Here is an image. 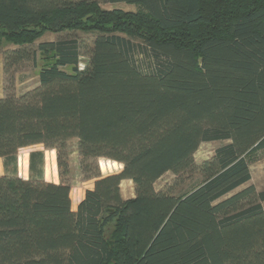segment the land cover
Masks as SVG:
<instances>
[{
    "label": "trees",
    "instance_id": "trees-1",
    "mask_svg": "<svg viewBox=\"0 0 264 264\" xmlns=\"http://www.w3.org/2000/svg\"><path fill=\"white\" fill-rule=\"evenodd\" d=\"M104 1L139 8L0 0V48L15 46L4 52L9 86L24 63L44 62L38 86L0 97V264H264V189L237 190L251 179L247 156L264 152V0ZM78 30L96 34L83 67L78 37L36 43ZM73 137L94 178L76 210ZM215 140L229 142L197 164ZM32 145L56 150L60 182L44 179L42 149L18 176V151ZM101 157L122 170L102 175ZM191 170L204 176L192 190L155 188Z\"/></svg>",
    "mask_w": 264,
    "mask_h": 264
},
{
    "label": "rangeland",
    "instance_id": "rangeland-1",
    "mask_svg": "<svg viewBox=\"0 0 264 264\" xmlns=\"http://www.w3.org/2000/svg\"><path fill=\"white\" fill-rule=\"evenodd\" d=\"M100 5L104 8H121L126 11H135L139 8L136 4H130L126 2H115L109 3L104 0H97ZM96 34L94 32L87 31H65L61 33H55L52 31H47L45 34L36 42L58 40L68 37H78L83 46V55L80 60V67L85 65V62L89 58V51L92 48L93 40ZM15 46L11 43L4 42L0 48V97L5 96L6 88L9 87L10 91L17 95H20L30 89L35 88L39 85V72L42 64L44 63L41 59L40 54L38 55L37 63L34 65L32 62H26L23 66L19 67L14 73V85L9 86L7 83V78L4 74V52L9 49H13ZM64 69L71 71L72 67L70 65L66 66ZM229 142V140H215L203 142L200 144L199 148L194 154V159L197 164L202 163L204 160L210 158L215 149ZM67 148L69 152V165L70 172L66 176V181L71 185V198L73 209H77V201L80 197H84L86 189L93 188L94 178L85 179L81 172L79 165L78 156V139L73 137L68 139ZM42 149L44 150V179L56 183L60 182L59 170L57 166V155L55 149H45L43 145H32L23 147L18 151L17 155V166L16 172L18 176L29 178L31 172L29 170V155L33 150ZM0 160V175L3 174L4 165L3 158ZM248 163L251 171V179L244 185L240 186L237 190L244 188L247 185L253 184L258 191L264 189V152H253L247 156ZM98 166L102 175H108L112 173H118L122 170L123 164L117 161L101 157L98 159ZM13 171L12 166L9 167L8 172ZM15 171V170H14ZM46 172V173H45ZM47 181V180H46ZM204 181V176L197 170L186 171L181 174H175L173 171H168L163 174L155 182V188L157 190L166 189L174 195L184 194L197 185ZM236 191V190H235ZM121 193L124 198L133 197L135 195L134 183L132 180L125 179L121 183ZM264 205V202H263Z\"/></svg>",
    "mask_w": 264,
    "mask_h": 264
},
{
    "label": "crops",
    "instance_id": "crops-1",
    "mask_svg": "<svg viewBox=\"0 0 264 264\" xmlns=\"http://www.w3.org/2000/svg\"><path fill=\"white\" fill-rule=\"evenodd\" d=\"M0 160H2V159H1V157H0ZM4 171H5V169H4ZM5 173H6V171H5V172H3V174H5ZM45 173H46V172H45ZM3 174H1V175H3ZM1 175H0V176H1ZM23 178H25V177H23ZM45 180H47V181H48V179H46V177H45ZM53 182H55V181H53Z\"/></svg>",
    "mask_w": 264,
    "mask_h": 264
}]
</instances>
